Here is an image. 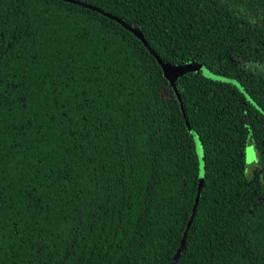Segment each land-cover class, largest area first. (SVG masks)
<instances>
[{"label": "trees", "instance_id": "obj_1", "mask_svg": "<svg viewBox=\"0 0 264 264\" xmlns=\"http://www.w3.org/2000/svg\"><path fill=\"white\" fill-rule=\"evenodd\" d=\"M76 1L233 82L186 72L179 104L117 21L0 0V264H168L196 194L171 264H264V0Z\"/></svg>", "mask_w": 264, "mask_h": 264}, {"label": "water", "instance_id": "obj_2", "mask_svg": "<svg viewBox=\"0 0 264 264\" xmlns=\"http://www.w3.org/2000/svg\"><path fill=\"white\" fill-rule=\"evenodd\" d=\"M65 1L73 2V3H76V4H80V5L84 6V7H87V8L93 9V10H96L98 12H101L104 15L110 17L111 19L117 21L121 26H123L128 31H130L134 36H136L142 42V44L147 49V51L155 58V60L159 64V66L161 68V71H162V75H163L164 79L169 83L170 87L172 88L174 94L176 95V98L178 99L179 104H180V100H179V95H178L177 90H176L175 80L179 76H181L182 74H184L186 72L200 70L201 73H202V75H204L206 77H209V78H212V79H216V80H223V81H227V82H233L231 79H228L226 77H223V76H220V75L211 73L203 65H201L200 63H197V62H188V63H184V64H181V65H170L167 62H162L160 60V58L156 55V53L147 44V42L143 38V36L140 33V31L137 28H135L134 26H132V25H130V24H128V23L120 20L116 16H113V15L107 14V13H104L101 10H99L97 8H94V7H91L90 5H87L85 3H80V2H78L76 0H65ZM245 96L247 98H249L247 94H245ZM196 152L198 153V151H196ZM201 179H202V172H201V170H199L197 189L200 186ZM197 198H198V195L196 194V196L194 198V202H193L192 208H191L190 216H189L188 221L186 223V226H185V228H184V230L182 232V236L180 238L179 245H178L177 249L175 250V252L173 253L172 257L170 258V261H169L168 264H171L177 258V255L179 253V250L183 246L184 239H185V234H186V230H187V228H188V226H189V224H190V222L192 220V217H193V214H194V211H195V206H196V203H197Z\"/></svg>", "mask_w": 264, "mask_h": 264}, {"label": "rangeland", "instance_id": "obj_3", "mask_svg": "<svg viewBox=\"0 0 264 264\" xmlns=\"http://www.w3.org/2000/svg\"><path fill=\"white\" fill-rule=\"evenodd\" d=\"M194 141L196 142L195 150L198 151V153L197 152L196 153L199 154L198 144L195 138ZM255 162H256V153L253 149V145L247 142L244 149V165H245L246 174L248 176L250 175L251 169L253 168Z\"/></svg>", "mask_w": 264, "mask_h": 264}]
</instances>
